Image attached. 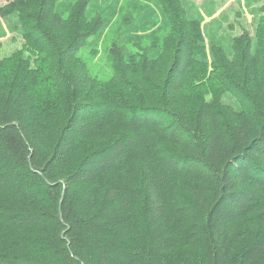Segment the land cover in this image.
I'll return each mask as SVG.
<instances>
[{"label": "trees", "instance_id": "trees-1", "mask_svg": "<svg viewBox=\"0 0 264 264\" xmlns=\"http://www.w3.org/2000/svg\"><path fill=\"white\" fill-rule=\"evenodd\" d=\"M100 1L0 5V264H264V2L208 45L184 0Z\"/></svg>", "mask_w": 264, "mask_h": 264}, {"label": "rangeland", "instance_id": "rangeland-1", "mask_svg": "<svg viewBox=\"0 0 264 264\" xmlns=\"http://www.w3.org/2000/svg\"><path fill=\"white\" fill-rule=\"evenodd\" d=\"M7 0H0V5ZM113 2L117 3V10L113 23L117 24L120 17L124 14L137 18L141 14L151 12L158 13L154 3V8L147 7V0H101V14L110 12L114 7ZM193 16L202 18L205 31L207 33V43L209 45L210 37H213L216 43L229 45L235 34H240L247 30L255 34L257 21L260 15V6L264 0H184ZM134 34L142 35V32L134 30ZM115 31L108 28L104 32L101 40V54L94 57L88 48L80 51V54L87 59L91 73L102 80H107L113 76V68L108 59L109 48L113 45ZM212 38V39H213ZM23 37L18 30L11 27V23L2 20L0 22V58L9 55L14 50L23 46ZM168 121V120H167Z\"/></svg>", "mask_w": 264, "mask_h": 264}]
</instances>
